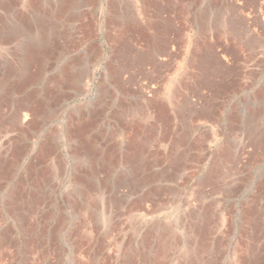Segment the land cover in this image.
Wrapping results in <instances>:
<instances>
[{
  "label": "rangeland",
  "instance_id": "obj_1",
  "mask_svg": "<svg viewBox=\"0 0 264 264\" xmlns=\"http://www.w3.org/2000/svg\"><path fill=\"white\" fill-rule=\"evenodd\" d=\"M61 12L63 31L0 44V264H259L264 0H84ZM109 85L112 108H95ZM132 95L148 108L120 115ZM135 147L154 161L150 180L120 199ZM190 218L208 222L204 235Z\"/></svg>",
  "mask_w": 264,
  "mask_h": 264
},
{
  "label": "crops",
  "instance_id": "obj_2",
  "mask_svg": "<svg viewBox=\"0 0 264 264\" xmlns=\"http://www.w3.org/2000/svg\"><path fill=\"white\" fill-rule=\"evenodd\" d=\"M81 1H84V0H0V39H11V40L4 42V43H8V42H11L12 40H15L17 38L18 34H25V33H32V32L53 33V31H59V32L63 31L60 29H54L53 28V26L56 24V21L54 22V20H53L54 14L60 15V13H62L61 11L71 9L74 5V2H81ZM60 17H61V15H60ZM59 24H60V21H59ZM76 31H83V30H76ZM6 35L8 36V38H6ZM4 43H0V44H4ZM41 48H45V46L41 45ZM109 86L111 89L108 92H107V90H105L106 91L105 94H107L108 100L105 101V99L102 97L100 99V101H101L100 106L95 107V108H112L111 106L108 105V102L111 101V99H112V95H111L112 86L111 85H109ZM105 94H103V95H105ZM127 104H128L127 106L121 107L124 109L122 110L120 115L124 112L126 113L130 108H148L147 102L146 101L144 102L142 99L141 100L138 99V97H136L135 95L130 96V102L127 101ZM114 108H116V107H114ZM145 112H147V109L145 111L140 112L141 113V121L143 122V125H141L142 126L141 130H143V128H144V132H145V134H147L149 132L148 131L149 125L147 124L148 118L144 121L143 115L144 114L148 115ZM85 141L88 142L89 140H85ZM148 143H149V141H148V136H147L143 141L140 140L136 144H148ZM159 143H161V142H160L159 138H157L156 144H159ZM142 148L143 147H141V146L139 147L140 155L142 152L141 151ZM136 151H138L137 147H135L132 151L129 150L127 153L128 157L131 159V161H130L131 171H130V177H129L128 182L130 185H132V187L129 189H123L126 193L135 192V190H133L134 188L142 187L143 184L149 183V180H150V174L148 172V170L150 169V165L148 163L149 160H147L149 158V154H147V152H146V156L144 158L141 157L138 159V158H135V156H139ZM146 151H147V149H146ZM88 161H89V159H88ZM152 162H154V161H152ZM156 163H158V159H157ZM137 164L138 165L140 164L139 168L137 167L138 166ZM90 165L91 164H89V168L93 169L91 167L92 165L91 166ZM96 165H98V164L96 163ZM141 166H143V167H141ZM161 170L163 171V168H161ZM184 171H183V173H184ZM163 173H164V171H163ZM157 175H159V174L157 173ZM164 176H165V174H164ZM179 176L181 177L180 173H179ZM83 177H86L85 180L87 183L94 186L95 181H94V178L91 177V175L88 176V173H87ZM158 177L155 180H158ZM151 178H152V175H151ZM137 180H142V182L137 181ZM160 180H162V179H160ZM128 182H127V184H128ZM174 182H176V181H174ZM176 183H178V185L173 184L172 186L179 188V186H180L179 181ZM155 187H158V186H155ZM162 188L164 189V187H162ZM150 189L151 188L147 189L146 191H148ZM123 190L122 189L119 190V189L115 188L114 189L115 197H116V194L118 192L123 191ZM146 191H143L142 193H144ZM164 191H165V189H164ZM201 191L204 194H207L206 186L202 187ZM142 193H140V194H142ZM42 195H43V198L46 197L45 194H42ZM128 197L130 198L131 195H129ZM131 200H133V199H131ZM143 212H146V211L141 210L142 214H143ZM189 216H191V217L193 216L191 214V212H189ZM199 219L200 218H198V220H196V218H194V220H193V218H190V220H188V224H190V225L205 224V228L208 229V225L206 224L208 222H200L201 220H199ZM200 225H199V229H197V233L198 234L200 233L199 235L201 236V235H204V233H203L204 227L200 226ZM192 233H196V231L195 232L193 231ZM259 264H264V256H262V258L260 259Z\"/></svg>",
  "mask_w": 264,
  "mask_h": 264
},
{
  "label": "bare ground",
  "instance_id": "obj_3",
  "mask_svg": "<svg viewBox=\"0 0 264 264\" xmlns=\"http://www.w3.org/2000/svg\"><path fill=\"white\" fill-rule=\"evenodd\" d=\"M68 7H69V6H68ZM138 7H139V6H138ZM258 8H259V7H258ZM241 14H242V13H241ZM53 20H54V19H53ZM131 20H132V19H131ZM21 23H22V22H21ZM118 25H119V24H118ZM231 25H232V24H231ZM259 27H260V26H259ZM262 28H263V27H262ZM262 30H263V29H262ZM230 31H231V30L228 29V30H227V33H231ZM242 32H245V31H242ZM9 34H10V33H9ZM9 36H10V35H9ZM14 36H15V35H14ZM241 36H242V35H241ZM7 37H8V36H7ZM13 38H14V37H13ZM52 40H53V39H52ZM3 43H4V42H3ZM240 46H241V44H240ZM234 47H235V46H234ZM39 49H40V48H39ZM141 59H142V58H141ZM137 60H138V58H137ZM153 63H154V62H153ZM213 65H214V64H213ZM24 106H25V105H24ZM18 115H19V114H18ZM20 115H21V114H20ZM17 117H18V116H17ZM25 119H26V113H22V117H21V119H18V120L24 121ZM9 123H10V122H9ZM9 123H8V124H9ZM112 126H113V125H112ZM151 128H152V127H151ZM229 130H230V129H229ZM75 131H76V130H75ZM232 131H233V130H232ZM82 134H83V133H82ZM47 139H48V138H47ZM48 141H49V140H48ZM249 142H250V141H249ZM89 144H90V143H89ZM86 145H87V144H86ZM90 145H91V144H90ZM172 145H173V144H172ZM83 146H84V145H83ZM91 146H92V145H91ZM243 146H244V145H243ZM78 147H79V146H78ZM139 147H140V146H139ZM262 147H263V146H262ZM137 148H138V147H137ZM175 148H176V147H175ZM175 148H174V150H175ZM259 148H260V147H259ZM188 149H189V148H188ZM240 150H241V149H240ZM172 151H173V149H172ZM176 151H177V150H176ZM176 151H175V152H176ZM148 152H150V151H148ZM173 152H174V151H173ZM175 152H174V153H175ZM152 153H153V152H152ZM152 153H151V154H152ZM175 154H176V153H175ZM152 155H153V154H152ZM154 155H155V154H154ZM169 155H170V154H169ZM177 155H178V154H177ZM97 156H98V155H97ZM172 156H173V154L171 155V157H172ZM175 157H176V156H175ZM149 158H150V157H149ZM155 158H156V157H155ZM176 158H177V157H176ZM138 159H139V158H138ZM159 159H160V158H159ZM171 159H172V158H171ZM150 160H151V159H150ZM153 160H154V159H153ZM175 160H176V159H175ZM171 161H173V159H172ZM150 162H151V161H150ZM169 162H170V161H169ZM173 162H174V161H173ZM173 162H172V163H173ZM96 163H97V162H96ZM148 163H149V162H148ZM155 163H156V161H155ZM176 163H177V162H176ZM149 164H150V166H151V165H153L154 163L152 164V162H151V163H149ZM181 164H182V163H181ZM183 164H184V163H183ZM137 165H138V164H137ZM139 165H140V164H139ZM139 165L137 166L138 168L140 167ZM174 165H175V164H174ZM180 166H181V165H180ZM214 166H215V165H214ZM141 167H143V166H141ZM185 167H186V166H185ZM138 168H137V169H138ZM176 168H177V167H176ZM220 169H221V168H220ZM168 170H169V169H168ZM171 170H172V169H171ZM218 170H219V169H218ZM173 171H176V170H173ZM213 172H214V171H213ZM95 174H96V173H95ZM166 174H167V173H166ZM213 174H214V173H213ZM146 175H147V174H146ZM82 176H83V175H82ZM133 176H134V175H133ZM171 176H172V175H171ZM216 177H217V176H216ZM80 178H81V176H80ZM152 178H153V177H152ZM187 179H188V178H187ZM187 179H186V180H187ZM135 181H136V180H135ZM137 181H141V182H142V180H137ZM213 182H214V181H213ZM90 183H91V182H90ZM92 183H93V182H92ZM93 188H94V187H93ZM201 188H202V187H201ZM197 189H198V188H197ZM199 190H200V189H199ZM200 191H201V190H200ZM156 193H157V192H156ZM170 193H171V192H170ZM199 193H200V192H199ZM201 193H202V192H201ZM31 195H32V194H31ZM150 195H151V194H150ZM29 196H30V195H29ZM119 196H120V197H119L120 199H124V198H127L129 195L123 190V191L120 192V195H119ZM155 196H157V195H155ZM158 196H160V195L158 194ZM25 197H26V196H25ZM25 197H23V198L25 199ZM138 197H139V196H138ZM152 197H153V196H152ZM152 197H151V198H152ZM119 198H118V199H119ZM148 198H150V196H148V193H146L145 195L141 196V198H140L139 200H141L142 203H146V202L148 201ZM83 199H84V198H83ZM120 199H119V200H120ZM153 199H154V198H153ZM155 199H156V198H155ZM155 199H154V200H155ZM157 199L159 200V197H158ZM198 199H199V198H198ZM139 200H137V202H139ZM149 200L151 201L152 199H149ZM154 200H152V201H154ZM158 200H155V201L157 202ZM24 201H25V200H24ZM122 201H124V200H122ZM130 201H131V200H130ZM159 201H160V200H159ZM128 202H129V201H128ZM22 203H23V202H22ZM74 203H76V202H74ZM121 203H122V202H121ZM139 203H140V202H139ZM147 203H148V202H147ZM149 203H150V202H149ZM151 203H152V202H151ZM158 203H161V201L158 202ZM162 203H163V202H162ZM23 204H24V203H23ZM30 204H31V203H30ZM134 204H135V202H133V205H134ZM163 204H164V203H163ZM127 205H129V204H127ZM143 205H144V204H143ZM146 205H147V204H146ZM148 205H150V204H148ZM25 206H26V205H25ZM30 206H32V205H30ZM121 206H122V205H121ZM134 206H135V205H134ZM134 206H133V207H134ZM18 207H19V206H18ZM18 207H17V208H18ZM76 207H77V206H76ZM119 207H120V206H119ZM125 207H126V206H125ZM17 208H16V209H17ZM112 208H113V207H112ZM141 208H142V207H141ZM23 209H24V208H23ZM130 209H131V208H130ZM144 210H145V209H144ZM27 211H29V210H27ZM112 212H113V211H112ZM28 213H29V212H28ZM24 214H25V213H24ZM22 215H23V214H22ZM122 215H123V214H122ZM187 220H188V219H187ZM199 234H200V233H199Z\"/></svg>",
  "mask_w": 264,
  "mask_h": 264
}]
</instances>
